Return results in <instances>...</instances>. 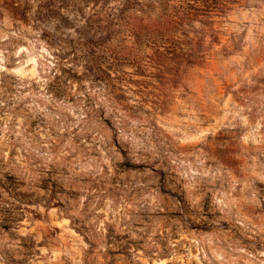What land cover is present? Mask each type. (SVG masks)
<instances>
[{
	"label": "rangeland",
	"instance_id": "1",
	"mask_svg": "<svg viewBox=\"0 0 264 264\" xmlns=\"http://www.w3.org/2000/svg\"><path fill=\"white\" fill-rule=\"evenodd\" d=\"M0 264H264V0H0Z\"/></svg>",
	"mask_w": 264,
	"mask_h": 264
}]
</instances>
